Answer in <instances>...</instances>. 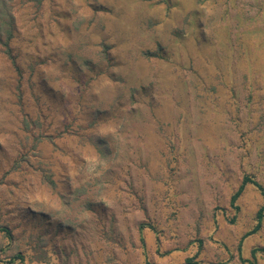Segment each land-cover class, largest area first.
<instances>
[{
	"label": "rangeland",
	"instance_id": "1",
	"mask_svg": "<svg viewBox=\"0 0 264 264\" xmlns=\"http://www.w3.org/2000/svg\"><path fill=\"white\" fill-rule=\"evenodd\" d=\"M263 205L264 0H0V264H264Z\"/></svg>",
	"mask_w": 264,
	"mask_h": 264
},
{
	"label": "trees",
	"instance_id": "2",
	"mask_svg": "<svg viewBox=\"0 0 264 264\" xmlns=\"http://www.w3.org/2000/svg\"><path fill=\"white\" fill-rule=\"evenodd\" d=\"M257 183L255 180H253L250 176H245L242 180V183L240 184V186L238 187V189L236 190V192L232 195L231 197V203L234 204V202L238 199V197L241 195V193L243 192L244 188L246 187V185L248 183ZM264 216V205L259 209L257 217H258V223L256 224L255 228L253 230H251L250 232H247L245 235L259 229L260 225H261V221L262 218ZM4 229V228H3ZM22 255H17V257H21ZM189 264H199L198 261H193L192 259H189Z\"/></svg>",
	"mask_w": 264,
	"mask_h": 264
}]
</instances>
